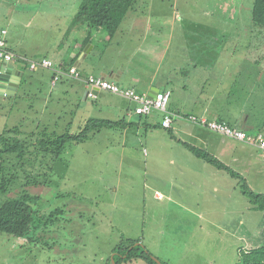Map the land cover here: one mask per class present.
<instances>
[{
    "label": "rangeland",
    "instance_id": "rangeland-1",
    "mask_svg": "<svg viewBox=\"0 0 264 264\" xmlns=\"http://www.w3.org/2000/svg\"><path fill=\"white\" fill-rule=\"evenodd\" d=\"M80 1L0 0V29L8 27L20 47L42 54L54 44L59 20L65 21L75 14ZM253 4L254 0H138L136 6L140 11L153 7L160 14L156 22L164 28H168L163 19L165 13L169 14V23L173 13L176 46L201 47L210 60L213 57L208 51L214 47L206 46L221 47L223 70L227 73L239 66L241 59L237 55L246 56L243 70L252 74L250 80L225 75L224 85L232 82L239 102H245L248 111L258 118L264 116V27L252 22ZM169 34L166 30L156 33L163 37ZM144 46L148 49L149 43ZM182 48L173 53L176 61L186 62V57L204 60L205 56ZM16 52L20 54L19 47ZM170 56L162 62L163 67L168 66ZM166 71L160 70L158 77ZM29 73L39 86L28 90L26 82L22 85L29 91L26 96L18 94L22 99H15L9 107L1 103L0 134L14 126L19 127L17 133H34L48 127L59 133L69 130L77 134L87 119L105 114L97 99L83 100L79 96L74 112L70 115L71 106H67L68 115L57 118L58 126L52 124L55 118L49 111L57 106L55 86L49 92L53 98L50 107L44 109L47 116L37 114L43 109L39 99L46 97L51 71L40 67ZM26 78L30 80L27 75ZM204 80L212 82V86L216 82L209 73ZM65 122H71L70 128L64 126ZM98 133L81 142H68L57 159L38 154L32 143L22 158L16 154L2 155L0 183L5 178L10 182L0 191V204L28 193L35 212L23 236L0 231V264H113V251L127 239L138 241L155 260L170 264H232L241 250L264 245V210L252 208L238 177L230 173L239 183V201L227 206L228 211H221L222 206L219 211H209L197 204L186 208L174 201L189 198L185 176L168 164L167 156L173 154L163 151L161 143H151L152 148L144 141L138 143L133 128L127 133V143L119 128ZM144 148L150 149L159 162L150 159L151 164L145 167ZM176 148L186 155V148ZM159 150L162 152L156 155ZM181 153L176 154L183 156ZM247 178L248 185L264 191V166L250 170ZM157 189L165 192V200L154 198ZM167 191H171L172 200H168ZM213 207L217 206H208ZM191 252L196 262L190 260ZM128 264L147 263L140 259Z\"/></svg>",
    "mask_w": 264,
    "mask_h": 264
},
{
    "label": "crops",
    "instance_id": "crops-1",
    "mask_svg": "<svg viewBox=\"0 0 264 264\" xmlns=\"http://www.w3.org/2000/svg\"><path fill=\"white\" fill-rule=\"evenodd\" d=\"M159 16L160 14L155 12L151 6L146 11H140L137 8L135 11L128 13L116 34L109 37L108 34L104 33V30L95 29L89 23L76 25L74 14L69 15L65 21L60 22L59 20L57 23V36L54 44L46 52L37 55L35 54L36 51L20 47L21 45L16 40L15 34H12L8 27H1L0 32L3 29L7 30V34L4 36L7 48L15 56L13 60L15 67L29 76L30 80L26 81V84L30 86L29 88L26 87L28 90H32L35 85L39 86V83H35L34 77L30 76L29 73L39 69L31 70L29 67L30 61L49 58L54 61L57 70L60 68L67 71L69 66L77 65L86 75L103 76L116 82L121 87L132 88L147 95L151 93L154 96L157 91H169L171 97L168 109L174 114L170 128L163 127L162 113L156 111L150 115L136 114L134 103L129 99L103 90L96 92L97 96L94 98L98 100V106L105 113L97 118L125 119L128 123H131V125L119 128L123 132L125 143L128 140L127 133L129 129L133 128L138 143L144 141L149 143V148H152L151 143L158 142L161 143L163 151L173 154L167 156L166 161L180 175L185 176V185L189 187V190H186V195L189 198H176L175 202L186 206V208L197 204V206H202L203 209L209 211H219L221 206V211H228L227 206L237 204L239 201L237 198L239 194L237 179L228 170L219 168L197 156L192 148H200L210 153L230 169L240 173L247 181V173L250 170L256 169L258 165L264 166V154L258 146L226 137L190 122L187 120V116L194 114L208 119L225 121L233 127L243 128L251 133L262 130L264 128V116L256 118V114L248 111L245 102H239L240 98L233 93L232 82L224 85L225 78L223 76L225 75L233 78L236 76V78L249 79L252 74L243 70L246 62L244 59L247 60V57L237 55L241 59L239 66L232 67L231 71L227 73L223 70L225 68L221 61L223 55L221 47L206 46L208 49L214 47L208 51V55L211 58L213 57V60H210L208 56H205V51L201 47L186 45L185 48H182L183 45L176 46L174 45L175 38L172 33L175 26L174 14L171 15V23H169V14L165 13L163 17L167 20L168 28H164L162 24L156 22ZM187 20H190V18H187ZM61 23L64 24L60 25ZM157 30H166L167 33L170 31V34L167 37L157 36ZM152 32L155 34L150 37ZM146 43H149L148 49L144 46ZM226 46L229 48V45ZM18 47L20 48V54L16 52ZM180 48L185 49L186 52H194L205 56L204 60L199 61L198 58L186 57V62H178L173 53H176L177 50L180 51ZM233 52V55H236L237 50ZM153 54H155L154 57ZM168 56H170L168 66L163 67L162 62L167 60ZM233 58L235 60L236 57ZM162 69H167V71L165 75L162 73V77H158L157 73ZM49 70L51 71V79L48 81L49 89L45 94L46 97L41 96L39 99L43 101V109L37 111V114L42 117L47 116L48 113L44 109L47 106L50 107L53 98L49 92L52 86H55V104L57 106L55 109L50 108L49 112L55 118V121L51 123L58 126L59 121L57 118L64 114L68 115V112L71 115L79 105V96L83 100L89 98L87 96L88 87L83 81L66 75H62L52 85L55 72L52 69ZM207 73L216 81L214 86H212V82L208 84L204 80V75ZM22 85L24 84H21L16 95L23 93L26 96L28 90L24 89L25 87H22ZM43 93L44 89L41 90V94ZM15 99L12 96H8L6 99L0 97V103H6V107H9ZM19 99H22V96ZM67 106H71V110L68 111ZM2 112L3 110L0 108V115ZM70 123L65 122L64 126L70 128ZM164 131H167L169 135L167 136ZM156 134L157 137H160L158 141H156L157 137L155 138ZM181 146L186 148V155H183L179 148H176ZM159 152L162 151L159 150L156 155ZM175 152L181 153L183 156H177ZM144 155L148 159L143 162L145 167L151 164L150 159H153L154 163H156L155 161L159 162L155 160L156 157L152 155L148 148H144ZM150 155L153 158H149ZM249 186L256 192L264 193L263 190H255L252 184H249ZM167 194L169 195L168 200H172L171 191H167ZM156 197H158L157 200H165L166 194L157 189L154 194V198ZM220 197L225 198L219 199ZM210 205L217 207L208 208ZM248 210H252V208L248 207ZM238 251L240 250L238 249ZM194 256L195 254H192V252L189 253L190 260L196 262L193 259Z\"/></svg>",
    "mask_w": 264,
    "mask_h": 264
},
{
    "label": "trees",
    "instance_id": "trees-1",
    "mask_svg": "<svg viewBox=\"0 0 264 264\" xmlns=\"http://www.w3.org/2000/svg\"><path fill=\"white\" fill-rule=\"evenodd\" d=\"M137 1L138 0H81L74 14V22L78 26L89 23L93 28L102 29L107 32L109 37H112L119 30L128 13L137 9ZM252 22L255 26L264 27V0H254ZM6 34L7 30L3 29L0 32V38L5 40V48L8 50L7 42L4 38ZM12 97L19 99L21 96L15 95ZM0 105L2 104L0 103ZM126 125H131V123H128L125 119L110 120L89 118L85 122L83 129L77 134L69 130L64 133H59L55 129L48 130V127L40 129V131L37 129L33 131L34 133H17L16 130L19 127L14 126V128L5 129L0 134V158H2L4 154H16L22 158L30 149L29 144L32 143L31 146L36 148L38 154H49L53 159H57L61 157L67 143L70 141L81 142L89 139L105 128H120ZM22 134L24 135L21 136ZM192 150L197 156L213 163L219 168L228 170L233 176L242 180L241 189L252 204V208L255 210H264V193L254 191L240 173L229 169L227 165L210 153L195 147H193ZM8 182H10V179L5 178L2 183H0V191L4 190V186H6ZM31 199L32 197L26 193L20 197L8 199L0 204L1 232L19 237L25 234L35 212V209L30 204ZM118 245L119 246L113 251V264H128L140 259L147 264H158L152 257V253L146 247L140 245L138 241L127 239L124 240L122 244L120 243ZM161 263L170 264L165 261H161ZM232 264H264V245L256 246L248 250H241L239 258Z\"/></svg>",
    "mask_w": 264,
    "mask_h": 264
},
{
    "label": "built area",
    "instance_id": "built-area-1",
    "mask_svg": "<svg viewBox=\"0 0 264 264\" xmlns=\"http://www.w3.org/2000/svg\"><path fill=\"white\" fill-rule=\"evenodd\" d=\"M5 45V40L0 38V59L8 61L14 60V54L6 50ZM29 67L31 70H38L40 67L54 70L55 74L52 80V85H54L62 75L83 81L88 87L87 96L89 98H95L97 96V90L108 91L125 97L134 103V111L136 114L150 115L158 111L163 115V127L170 128L172 125L174 114L168 109L171 97V93L169 91H157L154 96H150L132 88L121 87L116 82L106 79L103 76L93 74L86 75L77 65H72L67 69V71L60 68L57 70L54 61L49 58L31 60ZM187 120L220 133L226 137L258 146L264 154V128L258 132L250 133L244 129L232 127L225 121L208 119L207 117L194 114L188 115ZM159 197L161 196L159 195Z\"/></svg>",
    "mask_w": 264,
    "mask_h": 264
},
{
    "label": "water",
    "instance_id": "water-1",
    "mask_svg": "<svg viewBox=\"0 0 264 264\" xmlns=\"http://www.w3.org/2000/svg\"><path fill=\"white\" fill-rule=\"evenodd\" d=\"M26 81L25 72L16 68L13 60L0 59V97L6 99L8 96H15L21 84H25ZM156 261L162 264L158 259Z\"/></svg>",
    "mask_w": 264,
    "mask_h": 264
},
{
    "label": "flooded vegetation",
    "instance_id": "flooded-vegetation-1",
    "mask_svg": "<svg viewBox=\"0 0 264 264\" xmlns=\"http://www.w3.org/2000/svg\"><path fill=\"white\" fill-rule=\"evenodd\" d=\"M1 108H2V106H1Z\"/></svg>",
    "mask_w": 264,
    "mask_h": 264
}]
</instances>
